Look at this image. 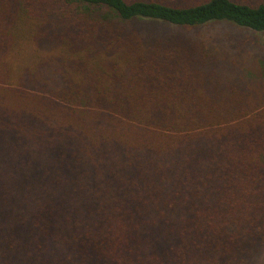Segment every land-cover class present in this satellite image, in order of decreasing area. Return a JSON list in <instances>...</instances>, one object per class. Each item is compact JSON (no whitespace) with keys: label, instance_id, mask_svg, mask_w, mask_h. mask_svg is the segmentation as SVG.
<instances>
[{"label":"trees","instance_id":"1","mask_svg":"<svg viewBox=\"0 0 264 264\" xmlns=\"http://www.w3.org/2000/svg\"><path fill=\"white\" fill-rule=\"evenodd\" d=\"M133 20L264 32V0H0V264H213L179 255L185 223L241 226L252 192L264 212V102ZM14 38L41 57L12 74Z\"/></svg>","mask_w":264,"mask_h":264},{"label":"rangeland","instance_id":"2","mask_svg":"<svg viewBox=\"0 0 264 264\" xmlns=\"http://www.w3.org/2000/svg\"><path fill=\"white\" fill-rule=\"evenodd\" d=\"M50 3L51 0H45ZM239 2H253V0H235ZM176 4H179L176 1ZM136 25V27L133 26ZM131 28H136L140 33H150L154 36H164L167 39L181 41L186 45H201L210 55H214L215 69L213 73V82H219L224 85L237 86L240 94H245L250 103L264 102V32H257L245 27L234 25L225 21L208 22L196 26H176L154 20H133ZM146 30V31H145ZM13 45L8 50L6 56L10 57V73H16V66L19 64V57L25 55L40 56L39 51H34L35 44L31 41L25 45L23 41L14 38ZM54 54V53H53ZM51 54V56L53 55ZM49 54H42L43 68L51 69L57 66L56 61L46 58ZM212 58V57H211ZM52 60V62H50ZM15 66V67H14ZM15 76H12L11 82H14ZM50 83V81H48ZM208 84H201L204 86ZM259 190V188H258ZM258 193H249L243 195L244 208H232L228 215L234 218L240 217L242 225L237 226L231 222L222 229H212L204 226L201 230L193 231L192 223L186 224L188 229L184 232L187 240L180 241L177 237L175 243L184 256L186 247L189 245V251L194 260L213 264H264V212L250 205L253 202H259L262 197ZM228 200L234 201L227 197ZM213 209L186 210L187 216L196 218L208 214L212 216ZM172 215H176L172 214ZM216 215V214H213ZM249 216V219L243 217ZM198 248V249H196ZM169 248L166 247V250ZM182 258L179 259V261Z\"/></svg>","mask_w":264,"mask_h":264}]
</instances>
